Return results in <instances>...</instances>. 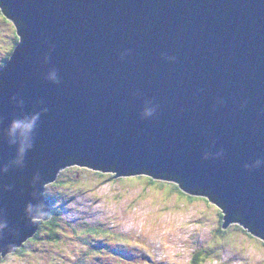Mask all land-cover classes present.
I'll return each instance as SVG.
<instances>
[{
	"label": "water",
	"instance_id": "95a60500",
	"mask_svg": "<svg viewBox=\"0 0 264 264\" xmlns=\"http://www.w3.org/2000/svg\"><path fill=\"white\" fill-rule=\"evenodd\" d=\"M0 7L19 37L0 71L2 258L50 217L43 186L72 165L200 188L224 203L222 229L264 242V0ZM33 116L17 162L9 126Z\"/></svg>",
	"mask_w": 264,
	"mask_h": 264
},
{
	"label": "rangeland",
	"instance_id": "374dc122",
	"mask_svg": "<svg viewBox=\"0 0 264 264\" xmlns=\"http://www.w3.org/2000/svg\"><path fill=\"white\" fill-rule=\"evenodd\" d=\"M1 13L2 69L19 37ZM115 175L76 165L58 171L42 190L50 217L31 219L38 223L33 235L0 254V264H264V242L236 223L227 226L233 238L228 230L224 239V221L206 198L212 205L175 182L183 196L170 190V181L160 180L168 184L162 189L146 175Z\"/></svg>",
	"mask_w": 264,
	"mask_h": 264
},
{
	"label": "clouds",
	"instance_id": "9594fccd",
	"mask_svg": "<svg viewBox=\"0 0 264 264\" xmlns=\"http://www.w3.org/2000/svg\"><path fill=\"white\" fill-rule=\"evenodd\" d=\"M16 40H18V37L16 38ZM4 62H6V60H3V63ZM2 65L0 66V71H1ZM38 118H39L38 116H33L29 119L14 120L9 126V129H8L9 138L13 142H16L18 144L17 162H21L23 159V156L32 147L31 136H32V132L34 131L36 127ZM174 191H175V195H178L177 191L176 190ZM223 217H224V214H223Z\"/></svg>",
	"mask_w": 264,
	"mask_h": 264
},
{
	"label": "trees",
	"instance_id": "16d2710c",
	"mask_svg": "<svg viewBox=\"0 0 264 264\" xmlns=\"http://www.w3.org/2000/svg\"><path fill=\"white\" fill-rule=\"evenodd\" d=\"M0 8H1V7H0ZM1 10H2V9H1ZM1 15H2V13H1ZM2 17H3V16H2ZM15 35L17 36V34H15ZM16 41H17V40H16ZM14 43H16V42L14 41ZM11 50H12V49H11ZM8 57H9V56H8ZM155 181H156V180H155ZM149 184H153L154 186H158V187L160 186L162 189H163V188H167L166 186L168 185V184H167V185L164 186L163 183L160 182V180H159V183L154 182L153 180H151V181H149ZM173 184H174L173 182H171V183L169 184V185L171 186L170 190H176L177 193H178L179 195H182V196H183V194L180 193V190L177 189V185H173ZM177 184H178V183H177ZM57 186H60V184H58V182H56L55 187H57ZM163 186H164V187H163ZM219 212H220V210H219ZM220 219H223V215L221 214V212H220ZM87 226H88V225H82V226H81V229H84V228L87 227ZM236 229L240 230L239 227H237ZM229 230H230V233H231L229 239L231 240V239L233 238L235 232H234L233 229H229ZM227 231H228V230H226V229H223V231H222V234H223V238H224V239H226V236H227L226 233H227ZM228 234H229V233H228ZM231 236H232V238H231ZM50 238H51V239H56L57 236L52 234V235L50 236ZM32 240H35V239H32ZM32 240H31V241H32ZM31 241H30V242H31ZM249 248H252V246H249Z\"/></svg>",
	"mask_w": 264,
	"mask_h": 264
},
{
	"label": "bare ground",
	"instance_id": "6f19581e",
	"mask_svg": "<svg viewBox=\"0 0 264 264\" xmlns=\"http://www.w3.org/2000/svg\"><path fill=\"white\" fill-rule=\"evenodd\" d=\"M18 36V35H17ZM157 181V179H155ZM206 198V197H205ZM207 199V198H206ZM208 200V199H207ZM209 201V200H208Z\"/></svg>",
	"mask_w": 264,
	"mask_h": 264
}]
</instances>
